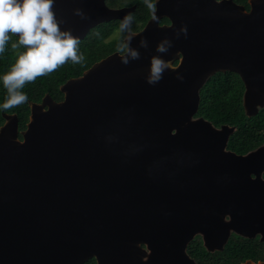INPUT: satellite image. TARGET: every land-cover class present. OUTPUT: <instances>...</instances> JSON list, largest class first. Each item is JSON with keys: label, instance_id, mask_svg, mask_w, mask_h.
I'll list each match as a JSON object with an SVG mask.
<instances>
[{"label": "water", "instance_id": "95a60500", "mask_svg": "<svg viewBox=\"0 0 264 264\" xmlns=\"http://www.w3.org/2000/svg\"><path fill=\"white\" fill-rule=\"evenodd\" d=\"M246 1L154 0L124 41L138 59L111 54L61 85L62 101L29 103L23 131L2 114L0 264H194L185 247L197 233L209 251L230 231L264 240V145L236 155L226 150L233 127L194 117L217 72L240 78L246 117L264 107V0ZM132 10L52 4L78 40ZM154 58L169 67L149 84Z\"/></svg>", "mask_w": 264, "mask_h": 264}, {"label": "trees", "instance_id": "16d2710c", "mask_svg": "<svg viewBox=\"0 0 264 264\" xmlns=\"http://www.w3.org/2000/svg\"><path fill=\"white\" fill-rule=\"evenodd\" d=\"M152 1L105 0V5L110 9L133 7L132 12L128 14L133 18L131 31L128 33H136L151 17L153 8L150 9L147 5L148 3L152 4ZM231 1L248 10L246 0ZM121 21L112 20L99 24L79 40L78 52L84 57L80 63L73 64L68 61L55 71L45 76H39L33 82L26 83L21 91L27 95V102L7 110L0 109V126L2 114L14 115L18 131H23L28 122L29 103H40L45 95L55 102L62 101L63 95L59 91L61 85L67 80L80 77L92 64L113 52H118L117 48L122 43V35L125 34L120 32ZM165 23H168L166 19L160 22V24ZM113 30L119 31V36L116 39L107 40ZM8 35L9 39L5 44V50L0 54V75L7 72L18 56L25 51L23 46L12 48V45L17 43V37L11 33ZM243 91V84L236 74L217 72L210 76L199 90V103L194 115L195 118L206 120L214 128L233 127L234 131L228 138L226 150L236 155H245L264 145V107L259 109L253 117H246L242 107ZM5 95L6 92L0 85V103H3ZM18 139L21 140L19 134ZM263 250L264 243L257 239H245L232 234L226 240L221 251L208 253L199 240H192L186 247V254L194 264H243L246 261L253 263L261 261ZM83 264H96V262L94 258H91Z\"/></svg>", "mask_w": 264, "mask_h": 264}, {"label": "clouds", "instance_id": "9594fccd", "mask_svg": "<svg viewBox=\"0 0 264 264\" xmlns=\"http://www.w3.org/2000/svg\"><path fill=\"white\" fill-rule=\"evenodd\" d=\"M52 4L53 0H0V54L5 50L8 33L17 35V43L12 48H25L10 69L0 75V85L6 92L3 103H0L2 110L27 102V95L21 91L26 83L55 71L68 61L78 64L84 59L78 52V38L61 29L52 11ZM147 6L150 9L154 7L151 3ZM132 19L131 15H126L121 21L122 34L131 31ZM130 40V35H122V41ZM117 51L128 52L132 59H138V53L130 50L127 43L122 42ZM157 51L166 52L167 49L158 46ZM122 62L126 64L127 58ZM168 67V62L152 59L147 82L157 83Z\"/></svg>", "mask_w": 264, "mask_h": 264}, {"label": "flooded vegetation", "instance_id": "af4514ba", "mask_svg": "<svg viewBox=\"0 0 264 264\" xmlns=\"http://www.w3.org/2000/svg\"><path fill=\"white\" fill-rule=\"evenodd\" d=\"M152 4L154 5V0L152 1ZM129 8H132L133 9V7H129ZM117 9H119V8H117ZM154 11V7H153V10L151 11V17H152V12ZM151 17L149 18V19H151ZM148 19V20H149ZM165 19V18H164ZM147 20V21H148ZM163 19H161L160 20V22L162 21ZM167 20V19H166ZM168 21V20H167ZM160 22H159V25H161V26H163V25H169V21H168V23H165V24H160ZM147 23V22H146ZM145 26V25H144ZM142 30V29H141ZM140 30V31H141ZM139 32V31H138ZM117 33H119V31H116V30H113L112 32H111V34H110V36L107 38V40H111L112 39V35H114V34H117ZM137 33V32H136ZM120 34V33H119ZM127 33H125L124 35H126ZM121 40H122V38H121ZM122 42H124V41H122ZM114 53H117V54H120V55H122V54H124V53H120V52H113L112 54H114ZM111 55V54H110ZM109 56V55H108ZM177 63L178 62H175L174 63V66H176L177 65ZM263 172L260 174V176H261V179H262V181H264V179H263ZM251 178H254V176L253 175H251L250 176ZM237 235V236H239L240 238H245V239H257L259 242H261V243H264V240H262V236L260 235V234H256L254 237H252V238H246V237H243V236H240V235H238V234H236V233H234V232H231L230 231V233H229V235H228V237H227V239L229 238V236H231V235ZM226 239V240H227ZM192 240H199L200 242H201V245H202V247L205 249V251H207L208 253L209 252H215V251H221L222 250V248H223V245L225 244H223L222 246H221V249L220 250H213V251H209V248L208 247H206L205 246V242H204V240H203V236H202V234H195L194 235V237L188 242V243H190ZM226 242V241H225ZM188 243H187V245H188ZM187 245H186V247H187ZM186 247H185V253H186ZM140 248L141 249H143L144 251H145V254H146V251H148V249H147V247L145 246V245H143V244H140ZM264 251V250H263ZM187 255V254H186ZM190 260H192L190 257H188ZM193 261V260H192ZM264 261V252H263V259L261 260V261H258V262H256V263H260V262H263ZM96 262V261H95ZM246 262H248V261H246ZM245 262V263H246ZM250 262V261H249ZM194 263V262H193ZM251 263H253V262H251ZM256 263H254V264H256ZM244 264V263H243Z\"/></svg>", "mask_w": 264, "mask_h": 264}, {"label": "rangeland", "instance_id": "374dc122", "mask_svg": "<svg viewBox=\"0 0 264 264\" xmlns=\"http://www.w3.org/2000/svg\"><path fill=\"white\" fill-rule=\"evenodd\" d=\"M118 36H119V34L117 33V34L112 35L111 37L114 38V39H116ZM1 118H2V116H1ZM3 123H4V119L2 118L1 126H2ZM227 221H228V217H226L223 222H227ZM148 255H149V251H146V254L143 257V261L148 260Z\"/></svg>", "mask_w": 264, "mask_h": 264}]
</instances>
